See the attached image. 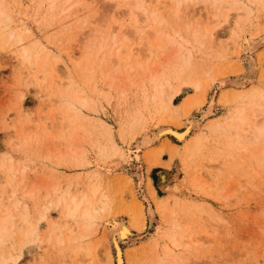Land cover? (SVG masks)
<instances>
[{
    "label": "rangeland",
    "instance_id": "obj_1",
    "mask_svg": "<svg viewBox=\"0 0 264 264\" xmlns=\"http://www.w3.org/2000/svg\"><path fill=\"white\" fill-rule=\"evenodd\" d=\"M241 1L217 4L220 14L215 19L207 13L210 1L192 3L197 19L209 21L214 40L208 33L201 36L203 54L196 51L192 34L187 35L199 64L191 68V77H184L178 70L181 54L164 42L165 61L160 68L129 65L107 73L97 61L71 66L70 53L78 59L93 41L90 51L100 57L96 46L100 38L88 37V26L81 32L59 28L51 18L53 12L46 18V0H0L4 13L0 34L17 29L29 46L34 37L44 49L41 54L50 59L44 68L47 74L32 77L7 55H0V164L4 167L0 214L12 215L8 237L0 245V264H118L119 256L121 264H264V187L250 185L249 171L255 170L248 168L239 151L248 145L211 128L214 118L237 108L238 103L231 101L233 93L264 85V0ZM241 7H247L248 14L241 16ZM92 24L103 22L95 15ZM97 29L106 34L105 27ZM83 38L92 42L83 45ZM55 59L60 61L54 63ZM65 65L71 67L75 82L68 87ZM163 75L167 76L163 89L180 90L172 100L177 120L170 118V107L163 109L166 102L156 86ZM195 78L203 81L201 89L193 86ZM99 88L104 92L99 93ZM83 96L89 104L80 102ZM188 96L198 100L185 112ZM68 100L76 102L74 110L67 109ZM204 113L184 140L171 134L153 139L159 129H182ZM196 135L202 143H194ZM152 152L160 153L162 161L170 159L169 164L149 168L144 156ZM10 166L12 172L6 176ZM255 174V181L264 178L262 169ZM91 185L98 188L97 196L108 197L107 205L84 227L78 217L66 216L57 200L67 193H86ZM54 226L63 236L71 230L75 239L56 244L49 238ZM122 226L129 231L124 238L119 236ZM33 227L39 235L36 243L23 244L18 231ZM174 238L180 245L173 244Z\"/></svg>",
    "mask_w": 264,
    "mask_h": 264
},
{
    "label": "bare ground",
    "instance_id": "obj_2",
    "mask_svg": "<svg viewBox=\"0 0 264 264\" xmlns=\"http://www.w3.org/2000/svg\"><path fill=\"white\" fill-rule=\"evenodd\" d=\"M40 1H42V0H40ZM183 1L187 2V4H185V6L182 4ZM205 1H207V3H208V1H210V5L208 7V10L206 8L207 13H210L209 18L215 19V18L219 17L220 6L222 4H225V2H227L229 0H46L48 10L45 13L47 15L46 16V18H47V17H49L48 14L50 12H53L51 15V18L54 17L56 19V21H58L57 24H59V26H60V27L59 26L58 27L61 29L62 28L63 29L68 28L70 31H72V30L76 31V29H77L76 32H81L84 30V28H86L88 26V31L90 32V34H88L87 36L88 37L89 36L94 37L93 39H95V40H96V38H100V39H98L99 42L96 45L97 50L100 51V57H97L96 55H94L90 51V46H92V43L94 41L92 42V40L90 38L88 40L86 39L88 43L92 42L90 44V46L87 47L86 46L87 44L85 42L86 40L83 38V40L81 42L83 43V45L86 44L85 45L86 49L84 50V54H82L78 59H76L77 58L76 54H74V55L72 54V58H71V53H70V60H69L70 63L69 64H71V66L76 65V64L81 66L82 63H84L83 65H85V66H89V65H93L97 61L99 64V67L100 66H106L107 67L106 68L107 73H114L115 71L118 72V70L121 69L122 67H126L129 65L131 66V68L137 67L139 69L149 68L150 66L159 67L160 64L162 65V63L165 61V59L163 58V52L164 51L161 50L163 48L162 43L164 42V43L169 44V45L173 46L174 48H176L178 50V52L181 54L182 58L184 59V61L182 59V64L180 63V65H178V70L181 71V75H184V77H191L192 76L191 73H193L192 72L193 70L191 71V68L196 69V67L198 66L199 63H196V61H195L196 57H195V55H193L194 45L191 44V42H192V41H190L191 36L188 38L187 35H190V33H191L194 40H196L198 46L197 47L195 46L196 47L195 49L198 53H201L202 49L205 47L204 42H202L205 40H202V37H201V36H203V38H204V33L205 34L208 33V34H210L212 39L214 38L213 33L208 28L209 27L208 26L209 21L204 23L203 22L204 20L201 21L202 18L197 19V13L194 11V4H192V3H195L197 5H200V4L204 3ZM230 1L235 5L236 4H243V2L241 0H230ZM248 1L252 2L251 0H248ZM217 4H219L220 6H218ZM229 4H228V6L231 5V4L230 5ZM182 5L184 6L183 13L180 14L179 10H180V7ZM190 5H191V7H190ZM2 7H4V6H2ZM247 7H245V8L241 7V9L244 11V12H240L241 16H244V14L246 12L248 14L249 9ZM0 10H1V8H0ZM112 10H113V13L116 15V18L113 17V14L111 13ZM202 10H203V8H202ZM251 11H252V9H251ZM0 14L1 15L4 14V13L2 14V10L0 11ZM111 14H112V16H111ZM95 15H96L97 19H99L103 22V25L93 26L92 22H93ZM226 16H227V14H226ZM7 19H10V16L7 17ZM239 20H241V19H239ZM98 26H99V28L105 27L106 34H104V33L100 34L99 32H97L99 30V29H97ZM0 36L2 37L0 40V55L1 54L7 55L8 58H11L13 60L14 64H16V65L18 64L20 69H22L21 71L24 72V70H27L28 74H30L32 77L36 76L37 73H40L42 75L46 73L45 70L50 65L49 64L50 59L48 60L46 56H43L41 54V52H42L41 50H44V49H42V46L40 44H38V42H37L38 40L35 41L36 38L32 37V39L30 40L31 46H29L26 44V42L24 40L25 35L23 36V33L21 31L20 32L17 31V29L16 30L15 29L9 30L4 35L0 34ZM215 39H216V37H215ZM213 43H215V42H213ZM174 48H172V49H174ZM164 49H165V47H164ZM134 50H137L138 53H136ZM168 50H170V49H168ZM102 51H103V53H101ZM46 52H48V50ZM68 54H69V52H68ZM66 55H67V53H66ZM175 55H177V53ZM51 56H52V54H51ZM172 56H174V55H172ZM67 57L69 59V55H67ZM167 57H169V56H167ZM171 59H173V58H171ZM45 60H48V61L45 62ZM201 60H203V59L201 58ZM58 61H60V60L55 59L54 63H56ZM71 61H72V63H71ZM175 61H176V58H175ZM207 63H209V62H207ZM170 64H172V63H170ZM207 66H208V64H207ZM45 67H47V68L44 69ZM64 68H65L66 74H68V79H69V85L67 83L66 87L72 86L74 80L72 82L71 77H73V76H71L72 73L70 74L71 67H68L67 65H65ZM85 68H87V67H85ZM171 68H172V66H171ZM208 68L209 67L206 68L207 71L210 70V68L209 69ZM94 69L95 68H93V71H94ZM164 69L166 71V68H163L161 70H164ZM173 69H174V67H173ZM202 69H203V67H202ZM132 70H134V69H132ZM74 71H75V69H74ZM168 71H169V69H168ZM198 71H199V68H198ZM172 72H174V71H172ZM209 72L211 73V71H209ZM210 73H209V75H210ZM85 74H84V76H85ZM99 74H101V73H99ZM102 74H103V72H102ZM195 74H197V73H195ZM117 75H119V74L117 73ZM175 75H176V73H175ZM82 76H83V73H82ZM145 76H146V74H145ZM104 77H105V75H104ZM117 77H120V76H117ZM213 77H214V74H213ZM178 79L180 80L182 78L179 77ZM200 79H202V78H200ZM202 82L203 81L198 80V78L197 79L195 78V80H192L193 86L195 88H199V89L202 88L200 86L202 84ZM62 83H63V81L62 82L60 81V84H62ZM166 84H167V76H164L163 79L160 81V84L156 85V86L159 90H161V93L163 94V98L166 102V104H164V106H163V109L170 107V115H169L170 118L172 120H177L178 116H177L176 111H178V110H175V107H177V106L173 103L172 100L174 97H176L179 94L180 90L177 89V86H176V89H174L172 91H167L166 89H163L164 85H166ZM150 86H151V84H150ZM250 87L251 88L246 92H241V93L236 92L235 94L233 93V95L231 97V101L233 103H236V104L238 103L236 106L237 108L234 111H232L231 113L229 112L228 114H225L221 117L214 118V121L212 123V125H214V126L211 128L212 129L215 128L214 130H217V131L223 130L225 133H227L226 135L229 136L230 138L234 137L235 139H238V140L240 139V140L246 142L248 145L247 147H243L244 146L243 145L241 148L240 147L241 145L239 146L240 147L239 151L240 152L242 151V153H240V154H242V156L245 157L246 162H247V163L246 162H244V163L249 166L248 168L253 167L255 171L259 170V169H262V171H264V85L263 84L262 85L256 84V85H252ZM69 90H71V89L69 88ZM85 91H87V90H85ZM103 92H104V90L102 88H99V93H103ZM65 94H66V92H65ZM88 94H89V91H88ZM150 94H152V93H150ZM199 94L201 95L202 93H199ZM92 95H94V94H92ZM196 96H194L192 98H189V96L187 97L189 99H186V102L184 104L186 107L185 112H188V110L193 107V104H195V102H197L198 99L196 98ZM230 96L231 95H229V97ZM64 97H66V96L64 95ZM86 97L83 96L80 98V102L82 104H86L89 102V100ZM198 98H200V97H198ZM157 100H159V99H157ZM229 100H230V98H229ZM65 101H67V100H65ZM70 101H69L68 106H67V109L69 111L74 110L76 108V105H74L76 102L73 103ZM200 101H201V99H200ZM160 102H161V100H160ZM78 104H80V103L78 102ZM247 105H249V106H247ZM74 106H75V108H74ZM78 108H80V107H78ZM182 110L184 111V108ZM168 112H169V110H168ZM182 114L183 113H181V115ZM205 116H206V113L202 114L201 116L193 118L192 120L187 122L188 124L182 129H178V128L176 129L174 127H163L161 129H159L157 132H155L156 136L153 139L155 140L161 136L171 134L178 141L184 140L186 138V136L188 135L191 127L195 123H199L203 118H205ZM143 118H144V116H143ZM134 122H136V121H134ZM166 122H168V120ZM72 124H74V123H72ZM64 131H66V130H64ZM201 132H203V131H201ZM228 140H230V139H228ZM167 141H168V144L173 149L174 144L172 142H170L169 139ZM200 141H201L200 136H197L194 138V143L197 144ZM144 142H150V140H144ZM202 142L203 141H201V143ZM233 144H235V143H233ZM175 145L177 146L176 143H175ZM189 145H190V143H189ZM198 147L200 148V146H198ZM155 151H156V149H155ZM159 154L153 153V152L145 154V156H144L145 161H146L147 166L149 168H151L152 166H158V165L167 166L169 164L170 159H168L166 161H162L160 159ZM173 154H171V155H173ZM190 154H191V152H190ZM2 168H4V167L2 164H0V169H2ZM251 170H252V168L249 171V173H250L249 176H250V178H253V181L251 184L250 183L249 184L253 185L254 189L258 188L259 187L258 185H261L264 187V178H260L259 180L255 181V177H256L255 171H251ZM11 172H12V166H10L5 171V175L8 176L9 174H11ZM248 180H252V179L248 178ZM256 184H258V185H256ZM97 191H98V188L93 185L92 187H90L88 192L83 193L81 195H74V194H70V193H67L66 195L64 194L63 197H61L57 200V205L63 206V209H64L63 212L66 216H69L72 218L78 217L83 222V226L88 227L90 220L92 221V219H94L93 214L97 213L99 211V209H103L105 207V205H107L106 200L108 197H105L104 194H102L101 196L99 195L100 197L97 196ZM94 198H97V199L95 200ZM5 213L0 214V245L3 243L4 239L9 234L8 233L9 232V226H10L9 221L12 218V215L10 213H8V212H7V214H5ZM40 219H42V218H40ZM55 226H56V224H55ZM55 226L52 228L51 231L49 230L50 231L49 232V238L53 237L56 244H61L64 241L69 242V241L75 239V236L73 235L71 230H68L66 235L63 236V233L61 232V228L55 227ZM18 232H19L18 235H20V239H19V237H18V239L21 240V242L25 245L35 244L36 239L39 237L35 227L24 229V230L20 229ZM128 232H129L128 228L122 226L120 228V235L119 236L121 238H124ZM176 239L173 241V244L180 245L179 244L180 241H178ZM17 242H19V241H17ZM168 250H170V248ZM117 258H118V256H117ZM117 263L121 264L120 256L117 260Z\"/></svg>",
    "mask_w": 264,
    "mask_h": 264
}]
</instances>
